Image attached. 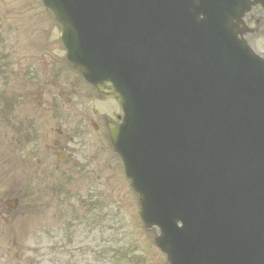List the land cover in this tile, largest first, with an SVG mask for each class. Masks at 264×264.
I'll return each instance as SVG.
<instances>
[{"label":"rangeland","instance_id":"1","mask_svg":"<svg viewBox=\"0 0 264 264\" xmlns=\"http://www.w3.org/2000/svg\"><path fill=\"white\" fill-rule=\"evenodd\" d=\"M6 5L15 8L19 6L22 10L8 37L12 42L13 38H17L18 30L22 50H16L17 54L31 53L25 45L29 39L36 40V34L47 37L46 30L53 44V52L62 53L57 30L53 24L52 36L51 19L41 0H6ZM261 11L259 8L253 9L256 16L264 18ZM250 26L257 28L254 23ZM246 38L254 51L264 56V24ZM16 46L11 47V53L15 52ZM84 95L88 96V92L84 91ZM87 159L80 168L76 167L79 172L70 185L73 191L70 204L73 210L76 205L80 212L83 211L91 199V191L95 189L96 201L102 207L101 217L94 219L91 215H83L77 219L73 216L74 212L66 210V217H57L53 221V209L49 205L52 199L50 191L45 185L34 184L32 190H26L25 196L36 197L40 201L35 241L39 250L37 253L23 254L25 258L28 260L27 257H36L40 264H168L166 256L154 242L159 231L155 228L149 232L144 230L138 214V197L124 179L121 167H118L119 162L102 145L99 155L95 156L88 167ZM55 223L63 227V230L57 234L59 239L51 240L50 225ZM31 238H27L24 243ZM131 254L136 257H131Z\"/></svg>","mask_w":264,"mask_h":264},{"label":"water","instance_id":"2","mask_svg":"<svg viewBox=\"0 0 264 264\" xmlns=\"http://www.w3.org/2000/svg\"><path fill=\"white\" fill-rule=\"evenodd\" d=\"M44 1L47 6H49L51 9L56 11V14L58 13L57 15H59L58 16L59 20L62 21V23L66 28L65 40L67 41L68 44H72V46H74L72 50V54L75 57H73V59L78 57L77 59L80 60L78 62V65L81 66L82 70H84V72H86L93 79L107 78L104 77L106 76L105 75V73L107 72L106 69L103 70L101 68H93L91 65L92 60L90 59V57L84 58L81 50L78 49V46L76 44L79 43L77 37V29L83 23L84 17L82 16L81 11L84 8L83 2H86V0H79V5L76 4L75 0H44ZM250 5L251 2L249 1L247 3V6L244 7L239 6L237 9H232L233 12L236 14L235 18L240 20V16L244 15V13L249 9ZM67 7L70 10L76 11V13L74 14V18H75L74 22L66 15ZM90 17L92 23L99 22L96 13L94 11L91 12ZM229 18L230 16H227L226 20H228ZM97 25H99V23H96V26ZM226 26L233 29L235 34L242 33L244 31L243 29H240L231 20H229V22L227 21ZM193 43L202 45L205 42L197 36H192L189 42L190 51L193 49L191 47ZM209 49L210 48L208 46H204L203 50L196 49L194 52L197 57L201 58L202 55L205 54L204 51H207ZM87 67L89 68V71ZM218 71H219L218 73L221 76H224L225 78L229 79V81L233 85H236V82L232 80L227 70L218 68ZM96 73L103 75L102 77L104 78L99 77ZM177 77L178 75L176 71L172 69L170 72V76L168 78H169V83H172L171 85L173 89ZM182 82H184L186 86L193 87V89L195 90L194 93L197 97V101L190 102L189 107L183 104L181 102V99L177 100L175 96L169 93V90L162 91V93H160L151 100L146 98H141L140 104L137 102L134 93L128 89L132 85V83H128V86L124 87V83L120 82L119 90L117 91L119 96L122 98L123 103H125V105L127 106L128 117H127V123H125L123 126L119 127L118 129L111 128V131L115 142L120 141L118 147L120 148V151L123 154V156H128L130 173L135 178L139 186L138 189H140L144 195L143 201L145 202V210H146L145 212H147L148 220H151L153 216L152 208L153 209L158 208V205L154 198L156 197L157 199V196H153L152 198L151 195L150 197H148L150 194L154 193V189H155L153 186V176L151 173H149L147 177L148 181L145 179L146 173L142 169L143 166L142 159L147 156H144L140 160L136 161L135 160L136 157L131 151L130 142L127 137L125 139V132L127 134L129 125L133 122L134 118L139 119L138 118L139 109H141L142 113L155 116L159 121L161 127L160 130L161 138L159 139V133L155 135V138L156 140L159 139V147L163 155L171 160L173 164L172 169L174 170V168H176L177 170H179L184 180H188L190 177H195V176L200 177L208 185L213 187L218 197L223 200V196H222L223 173L215 161L213 141H212V137L208 133L209 131L212 130L213 126L217 125L221 120V118H219L218 116V113L214 118H210L209 116V113L213 110L215 104L212 100H216V97L218 95L214 92L213 85L209 80H200V82L197 83L191 77L190 74L185 73L183 80H181L180 82V90H181ZM240 85L241 83L237 87H239ZM197 91L201 93H196ZM238 106L239 103L236 101L230 105V110L228 112V120L232 119L235 116V110ZM215 108L216 110H218L219 109L218 105H216ZM166 111H170L173 114V116L169 117ZM194 112L197 113L200 112L199 114L202 115V117L197 116ZM255 119H258V117H255ZM136 138L137 137L135 136V139ZM140 145H142V142ZM137 151H140L138 147H137ZM142 176L145 181L143 187L140 183V179ZM212 182H214L215 184H212ZM182 188L183 189L180 191L179 194L183 197H186V195H188L191 198L189 200V205L194 204L196 207L195 213L191 212L183 215V221L186 226L185 229L187 231H192L194 230L193 226L195 224L201 225V218L202 216H206L207 212L212 206V203L205 196H203V194H201V191H199L198 188H193L191 190L188 189L186 186H183ZM259 188L261 190L262 197H264V173L262 171L260 176ZM225 194L226 196H228L227 191H225ZM199 195L200 196L202 195V198ZM198 196L200 198L197 200ZM260 214L261 216L262 214H264V207L261 208ZM263 223H264V219H262V221L260 222V227H261L260 231L262 233L264 232ZM149 224H151V221ZM244 233L248 235L246 230H244ZM226 235L228 236L227 237L228 243H224L223 245V247H225V252L223 251V253L222 252L217 253L216 251L217 248L210 247L209 252L201 253V254H205V256L209 255L210 261L208 264H231V258L226 253L227 245L231 247L232 251L235 253L236 256L243 255L249 261L253 260V258L249 256V252L245 250L247 247L252 246L251 242H245L243 252H239L235 247L233 243V238L230 237V234L227 233ZM166 238L168 237L166 236ZM158 243L166 252L170 250V248H167V246L165 245V243L168 244L166 241L164 243V241L160 240L158 241ZM263 245H264V241H262L258 247H262ZM222 255L225 257L223 260L220 259ZM198 259H202V258L198 257ZM189 260L195 263L196 258L189 256ZM211 260H214V263H212ZM197 261L200 262V260ZM240 263L244 264L245 262L242 259H240ZM258 264H264V259Z\"/></svg>","mask_w":264,"mask_h":264},{"label":"flooded vegetation","instance_id":"3","mask_svg":"<svg viewBox=\"0 0 264 264\" xmlns=\"http://www.w3.org/2000/svg\"><path fill=\"white\" fill-rule=\"evenodd\" d=\"M52 76H56L53 70L39 78L37 60L30 59L22 65V57L17 53L0 60V189L9 187L20 190L27 184L23 180L28 175L33 180L37 173L50 172L48 159L51 155L66 160L70 157L67 144L71 140L65 136V131L56 129L58 137L51 138L53 130L49 126L54 115L66 120L67 102L59 103L55 98L51 102L42 101L40 98L38 102V88L43 89L52 80ZM55 87L58 96L62 98L68 93L58 81L55 82ZM67 99L71 102L73 97L69 95ZM39 157L44 158V162L39 161ZM16 174L23 176L16 180L12 177ZM7 175L9 181H6ZM21 201L20 197L0 192V237L8 244L10 236L16 244V237L25 235L26 226L21 224L19 213ZM7 251H11V247ZM5 256L8 254L2 248L0 259ZM0 264L21 263L9 261ZM28 264L36 262L31 261Z\"/></svg>","mask_w":264,"mask_h":264}]
</instances>
